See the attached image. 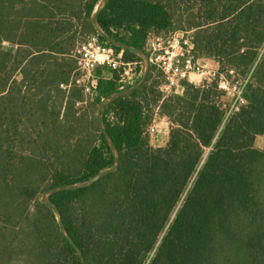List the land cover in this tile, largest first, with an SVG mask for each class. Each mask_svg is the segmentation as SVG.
<instances>
[{
	"label": "trees",
	"instance_id": "16d2710c",
	"mask_svg": "<svg viewBox=\"0 0 264 264\" xmlns=\"http://www.w3.org/2000/svg\"><path fill=\"white\" fill-rule=\"evenodd\" d=\"M43 1L56 11L37 0H0V264H81L39 196L112 163L94 108L119 90L116 74L97 77L80 112L78 86L67 96L43 89L66 80V63L58 72L50 52L75 3ZM98 1L83 0L86 24L78 22L72 50L95 33ZM97 20L143 49L148 32L190 31L195 57L247 82L246 103L224 119L215 85L182 80L164 96L150 65L139 89L103 109L117 170L49 197L86 264H264V148L254 145L264 132V0H108ZM155 114L170 122L159 147L145 134Z\"/></svg>",
	"mask_w": 264,
	"mask_h": 264
},
{
	"label": "built area",
	"instance_id": "2783aa9c",
	"mask_svg": "<svg viewBox=\"0 0 264 264\" xmlns=\"http://www.w3.org/2000/svg\"><path fill=\"white\" fill-rule=\"evenodd\" d=\"M144 50L150 65L161 73L162 81L158 89L164 96L177 92L181 88L182 80L192 82V76L198 75V81L193 84L201 87L215 85V88L222 93L218 103L224 111V119L246 103L244 88L247 78L242 79L234 75L232 70L226 73L200 63L199 58L194 55L190 31L148 32L144 41ZM72 56L76 63L75 70L70 82L61 86L67 88L75 85L81 89L85 100L76 103L77 105L92 98L97 81L94 74L96 67H106L115 72L119 89L132 84L142 71L140 61L126 60L122 50L116 51L102 42L96 33L80 36ZM154 110L156 112L157 107ZM154 117L145 129V134L148 136L157 132Z\"/></svg>",
	"mask_w": 264,
	"mask_h": 264
},
{
	"label": "water",
	"instance_id": "95a60500",
	"mask_svg": "<svg viewBox=\"0 0 264 264\" xmlns=\"http://www.w3.org/2000/svg\"><path fill=\"white\" fill-rule=\"evenodd\" d=\"M107 3H108V0H99L97 2V4L95 5L92 13L90 14V22H91L93 31L98 36H100L109 45L114 46L116 48H120L121 50H127V51L137 55L141 59V62L143 63L142 72H141L139 78L135 81V83H133L127 87H124L122 89H119L117 91H114V92L108 94L107 96L101 98L94 108V117H95L98 129L101 132V134L103 135L105 142L108 146V149L111 153L112 163L108 167L99 169L95 174H93L92 176H90L84 180L49 187L46 190H44L39 196V201L41 203L45 204L47 207H49L53 211L57 225H58V229H59L61 235L69 243V245L74 249L75 253L78 255V257L80 259L81 264H86L84 255H83L81 249L78 247V245L70 237V235H69V233H68V231H67V229L63 223L60 210L58 209V207L56 205H54L50 201L49 197L54 193H58V192H62V191L77 190V189H81V188L91 186L94 183H96L99 179H101L102 177H104L110 173H113L117 170V168L119 166V152L117 150V147H116L113 139L109 135L105 124L102 121L101 113L105 107H107L111 102H113L117 98L128 95V94L132 93L133 91L139 89L143 85V83L146 81L148 74H149V70H150V62L148 59V55L143 48L135 47L133 45H129L127 43H124V42L116 39L115 37H113L112 35L107 33L99 25L98 20H97V16L106 7Z\"/></svg>",
	"mask_w": 264,
	"mask_h": 264
},
{
	"label": "crops",
	"instance_id": "0c3cea01",
	"mask_svg": "<svg viewBox=\"0 0 264 264\" xmlns=\"http://www.w3.org/2000/svg\"><path fill=\"white\" fill-rule=\"evenodd\" d=\"M37 2H39L41 5H44L45 7L52 9L51 6L47 5L43 0H37ZM74 2H75L74 5L69 9L70 11L67 9L65 11L66 13L63 14L64 16H66V18L71 19L69 20L70 27H67L65 30L59 31L58 40L54 41L55 43L54 52H50L58 56V72L61 71L62 64L64 62L66 63V68H65L66 80H58V82L54 81L51 87L50 86L43 87V89L45 90H48L50 88L51 89L56 88L57 90L63 91L64 95L66 96L70 91V86L67 88H63L61 84L65 85L70 82L71 76L76 67L75 60L72 56V52H73L72 48H73V44L75 43V40L79 38V32L81 30L78 22H83L84 27L86 24V21L83 20V16H84L83 0H74ZM56 9H57L56 4H54V9L52 10L56 11ZM72 23L74 25L72 26L71 29ZM204 61H205L204 64L206 66H208V64L206 63V61H208L210 63L208 67L218 68V63L212 58H205ZM105 69L107 68L101 66L96 67L94 71L95 76L111 78L113 72L110 69L107 70L106 72ZM98 71L100 72L99 74ZM16 78L19 79L20 75L19 74L16 75ZM156 116H158L159 119L158 122H156V118H155ZM156 116L154 117V123L156 125L157 132L154 135H151L152 138L149 142L152 146L159 147V146H163L167 141L170 122L164 116H160V115H156Z\"/></svg>",
	"mask_w": 264,
	"mask_h": 264
},
{
	"label": "rangeland",
	"instance_id": "374dc122",
	"mask_svg": "<svg viewBox=\"0 0 264 264\" xmlns=\"http://www.w3.org/2000/svg\"><path fill=\"white\" fill-rule=\"evenodd\" d=\"M199 58V57H198ZM200 60V63H202V64H204V60H205V57H200L199 58ZM130 61H135V60H133V59H129ZM140 62H141V60H140ZM206 63L208 64V66L210 65V63L208 62V61H206ZM141 64H142V69H143V63L141 62ZM107 70H109V69H105V71L107 72ZM155 70V75H156V77H157V79H160V82L162 81V76H161V73L158 71V70H156V69H154ZM142 72V71H141ZM139 78V77H138ZM137 78V79H138ZM136 79V80H137ZM198 79H199V76L198 75H193L192 76V82H190V81H187V80H184V81H186V82H190V83H195L196 81H198ZM135 80V81H136ZM135 81L133 82V83H135ZM132 83V84H133ZM131 85V84H130ZM129 86V85H128ZM127 87V86H126ZM181 89V88H180ZM180 89H178V92L180 91ZM80 98L83 100L84 98H85V96L82 94L81 96H80ZM88 103V102H87ZM87 103L85 104V103H82V104H80V105H78V106H76L77 108H78V111L80 112L81 110H83L84 108H86V105H87ZM108 115L109 116H111V113H108ZM156 118V122H158V116H156L155 117ZM164 122V121H163ZM151 138H152V136H149V141L151 140ZM254 145L257 147V148H259V149H263L264 148V132L262 133V134H260V135H257L256 137H255V140H254ZM72 175H79V172L78 171H75L74 170V172H72Z\"/></svg>",
	"mask_w": 264,
	"mask_h": 264
}]
</instances>
